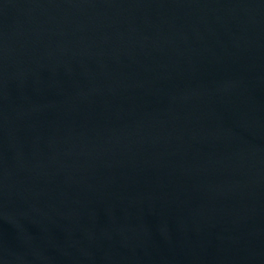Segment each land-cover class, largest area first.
Wrapping results in <instances>:
<instances>
[{
	"label": "water",
	"instance_id": "obj_1",
	"mask_svg": "<svg viewBox=\"0 0 264 264\" xmlns=\"http://www.w3.org/2000/svg\"><path fill=\"white\" fill-rule=\"evenodd\" d=\"M0 264H264V0H0Z\"/></svg>",
	"mask_w": 264,
	"mask_h": 264
}]
</instances>
